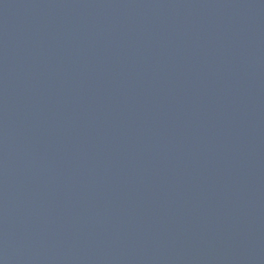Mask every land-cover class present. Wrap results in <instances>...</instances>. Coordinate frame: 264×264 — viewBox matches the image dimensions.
<instances>
[{
    "label": "water",
    "instance_id": "obj_1",
    "mask_svg": "<svg viewBox=\"0 0 264 264\" xmlns=\"http://www.w3.org/2000/svg\"><path fill=\"white\" fill-rule=\"evenodd\" d=\"M0 264H264V0H0Z\"/></svg>",
    "mask_w": 264,
    "mask_h": 264
}]
</instances>
